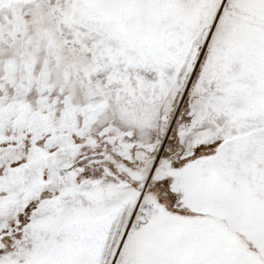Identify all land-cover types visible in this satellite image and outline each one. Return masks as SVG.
Segmentation results:
<instances>
[{
  "label": "snow or ice",
  "instance_id": "6c2138e0",
  "mask_svg": "<svg viewBox=\"0 0 264 264\" xmlns=\"http://www.w3.org/2000/svg\"><path fill=\"white\" fill-rule=\"evenodd\" d=\"M0 264H264V0H0Z\"/></svg>",
  "mask_w": 264,
  "mask_h": 264
}]
</instances>
